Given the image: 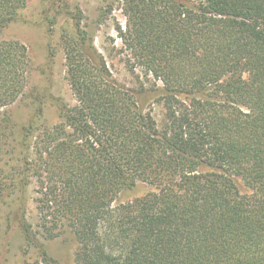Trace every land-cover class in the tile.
I'll use <instances>...</instances> for the list:
<instances>
[{
	"label": "trees",
	"instance_id": "trees-1",
	"mask_svg": "<svg viewBox=\"0 0 264 264\" xmlns=\"http://www.w3.org/2000/svg\"><path fill=\"white\" fill-rule=\"evenodd\" d=\"M118 1L134 86L79 6L43 0L48 35L66 26L70 104L48 76L31 87L27 47L1 37L29 0H0V228L21 264H58L45 243L64 232L76 264H264V0ZM139 182L153 189L116 202Z\"/></svg>",
	"mask_w": 264,
	"mask_h": 264
},
{
	"label": "rangeland",
	"instance_id": "rangeland-1",
	"mask_svg": "<svg viewBox=\"0 0 264 264\" xmlns=\"http://www.w3.org/2000/svg\"><path fill=\"white\" fill-rule=\"evenodd\" d=\"M68 2L79 6L83 11L85 21L93 30L94 44L103 55L113 77L128 86L136 85L138 80L136 75L139 72L137 69L131 70L128 64L130 62L127 61V50L118 35V27L124 30L126 26V16L122 12L121 3L118 0H68ZM42 8L43 0H29L27 6L21 11L20 18L9 24L3 30L1 37L18 40L27 47L32 64L31 87L41 88L48 76L51 94L72 104L74 98L65 79L63 52L57 44L60 30L65 24L64 19L60 18L52 28V33L48 35V27L41 15ZM49 46L55 47L57 51L52 61L47 58ZM139 79L145 81L141 74H139ZM26 109L23 102L19 103L13 108L14 117L20 118ZM46 118L50 123L57 120L55 108L46 110ZM239 186L242 191L245 190L242 183H239ZM152 189L151 185L139 182L133 188L123 190L116 202H125L142 196ZM30 194L31 192L28 193V197L31 198ZM28 207L30 220L35 222L34 204L30 199ZM16 229L15 225L12 229L0 228V264H21L24 259L20 250L21 237L15 235ZM45 245L49 255L56 259L58 264H76L74 254L77 242L70 232H64L59 237L46 241ZM34 256L30 253L31 258Z\"/></svg>",
	"mask_w": 264,
	"mask_h": 264
}]
</instances>
